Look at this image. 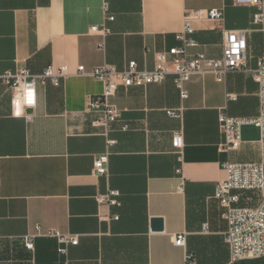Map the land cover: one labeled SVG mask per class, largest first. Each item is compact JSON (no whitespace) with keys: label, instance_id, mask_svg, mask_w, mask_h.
I'll return each instance as SVG.
<instances>
[{"label":"crops","instance_id":"crops-1","mask_svg":"<svg viewBox=\"0 0 264 264\" xmlns=\"http://www.w3.org/2000/svg\"><path fill=\"white\" fill-rule=\"evenodd\" d=\"M104 1L0 0V76L69 69L60 87L39 83L36 106L19 117L0 82V264H59L53 238L36 237L33 252L24 247L23 238L38 228L78 236L70 264H189L187 255L195 264H230L228 225L214 194L226 178L224 162L259 161L260 130L244 126L239 150L222 153L219 114L227 108L234 118L258 117L259 88L250 74L264 57V31L253 23L258 8L234 0H106L109 21ZM211 9L224 18L193 24L191 53L220 59L223 31L247 30L244 70L224 82L193 76L186 100L173 75L161 84L120 86L112 99L119 120L109 130L96 127L104 115L89 110V101L104 84L88 74L104 64L124 71L132 61L152 70L158 53L181 45L185 14ZM95 26L111 34L92 33ZM80 66L86 75H78ZM179 109L181 119L166 113ZM178 133L181 152L173 147ZM102 155L107 174L98 176L94 162ZM110 191L118 205L100 204ZM155 219L163 231L152 230ZM179 234L186 235L184 247L174 243Z\"/></svg>","mask_w":264,"mask_h":264},{"label":"built area","instance_id":"built-area-1","mask_svg":"<svg viewBox=\"0 0 264 264\" xmlns=\"http://www.w3.org/2000/svg\"><path fill=\"white\" fill-rule=\"evenodd\" d=\"M237 6H255L258 12L253 17V23L261 26L264 31V0H234ZM109 8L106 0L103 3V12L109 21L114 18L108 14ZM224 13L219 9L196 10L187 12L184 16L182 31L178 34L181 41L179 47L171 48L166 52L155 56V65L152 70H140L136 62H129L124 71H118L115 67L104 64L95 68L91 77L104 84V90L100 95L94 96L89 101V110H99L104 115L103 119L95 122L96 127L109 130L111 125L120 118V112L112 103L118 88L124 86L146 87L153 84H161L170 75L174 76L176 88L182 100L188 98L186 84L196 75L211 74L217 82H224L229 74L243 71L247 61V30L223 31V55L220 59H214L203 53H191L197 47L193 39L195 22L214 21L220 22ZM92 33L107 37L111 30L105 26H95ZM105 48V43L101 44ZM78 75H86L85 68H78ZM69 69L67 66L50 65L39 74H33L28 69L18 72H7L0 76V82L7 90L12 92V108L14 116H23L26 109L34 108L37 104V87L41 82L49 81L54 87H60L67 78ZM253 81L258 85L259 114L255 119L234 118L230 116L227 108H223L219 114V125L224 136L221 145L222 153H231L239 150L242 145V128L246 125H254L260 130V158L254 163L224 162L223 170L226 178L218 182L214 199L223 210V219L228 225L225 239L230 249V264H238L244 261L264 259V57L257 63V68L250 72ZM228 100H235L229 96ZM182 109L167 110L168 116L176 119L182 118ZM26 118L32 120V115ZM127 130V127L123 128ZM111 146L114 141H108ZM184 146L181 133L173 137V147L181 152ZM182 159V158H181ZM108 155L98 157L94 162V172L98 176L107 174ZM2 180L0 177V193ZM182 190V189H180ZM254 194V195H251ZM117 193L110 191L106 195L97 198L100 204L109 206L118 205ZM1 200V196H0ZM256 204V206H252ZM207 229V225L205 226ZM38 236L53 238L58 243L57 253L60 257L59 264H70L69 251L71 247L79 244L78 236L62 234L50 230L43 232L37 229L35 235H27L23 238L24 247L33 252L35 250V238ZM174 243L177 247L186 245V235L179 234ZM189 264H195L192 255H187Z\"/></svg>","mask_w":264,"mask_h":264},{"label":"water","instance_id":"water-1","mask_svg":"<svg viewBox=\"0 0 264 264\" xmlns=\"http://www.w3.org/2000/svg\"><path fill=\"white\" fill-rule=\"evenodd\" d=\"M153 231H163V221L160 219H155L152 221Z\"/></svg>","mask_w":264,"mask_h":264},{"label":"trees","instance_id":"trees-1","mask_svg":"<svg viewBox=\"0 0 264 264\" xmlns=\"http://www.w3.org/2000/svg\"><path fill=\"white\" fill-rule=\"evenodd\" d=\"M238 264H264V259L244 261Z\"/></svg>","mask_w":264,"mask_h":264},{"label":"rangeland","instance_id":"rangeland-1","mask_svg":"<svg viewBox=\"0 0 264 264\" xmlns=\"http://www.w3.org/2000/svg\"><path fill=\"white\" fill-rule=\"evenodd\" d=\"M251 195H254V194H251ZM252 206H256V204H252Z\"/></svg>","mask_w":264,"mask_h":264}]
</instances>
